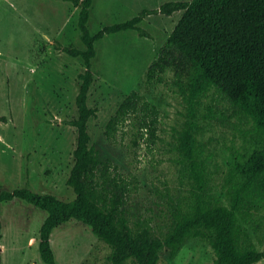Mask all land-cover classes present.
Returning <instances> with one entry per match:
<instances>
[{"label":"rangeland","instance_id":"374dc122","mask_svg":"<svg viewBox=\"0 0 264 264\" xmlns=\"http://www.w3.org/2000/svg\"><path fill=\"white\" fill-rule=\"evenodd\" d=\"M167 0H93L88 27L92 33L106 24L124 21L143 8H158ZM79 7L65 0H0V189L28 187L70 200L75 193L66 179L73 163L76 128L67 123L77 115L75 97L83 59L62 46L84 49L77 25ZM182 10L168 15L150 13L134 29L107 33L95 42L92 58L94 80L88 105L97 116L88 121L91 144L103 157L111 158L125 174L138 178L137 188L125 207L129 223L148 217L158 232L170 223L169 204L189 194L193 185L177 155L166 142L173 126L185 119L180 98L167 86L146 83L149 64L172 31ZM61 46L57 47V44ZM166 74L171 76L172 71ZM133 89L160 108L162 139L148 147L131 133L108 139L106 122ZM209 96L204 98L208 102ZM197 121L198 152L208 168V189L229 205V168L237 156H248L257 146L248 126L224 119ZM236 121V120H235ZM241 156V157H242ZM248 222L238 214L259 249L264 248V200L246 203ZM46 211L24 199L1 202L0 264H45L39 255V228ZM56 264H109V246L82 221L70 219L51 234ZM158 264H215L207 240L190 237L173 257L161 249ZM125 264H134L128 259ZM254 264H264V258Z\"/></svg>","mask_w":264,"mask_h":264},{"label":"trees","instance_id":"16d2710c","mask_svg":"<svg viewBox=\"0 0 264 264\" xmlns=\"http://www.w3.org/2000/svg\"><path fill=\"white\" fill-rule=\"evenodd\" d=\"M65 1L79 7L77 25L85 45L84 49L62 46L70 55L80 56L84 66L78 73L77 115L67 120L76 128L73 163L66 179L75 197L64 200L28 187L0 189V214L1 202L13 198L46 211L38 242L45 264H56L52 231L70 219L85 223L109 246V264H125L128 259L134 264H158L161 249L167 247L173 257L190 237L208 241L215 264H254L264 258V248L257 247L238 218L240 214L248 222V206L244 205L255 198L264 200V0H167L94 33L88 27L93 0ZM178 10H182L179 19L147 68L146 83L167 86L184 106L186 117L180 126L172 127L166 144L177 155L193 188L169 204L170 223L166 231L158 232L145 216L129 223L125 204L138 178L123 173L91 144L88 121L97 116V108L88 105V92L94 80L92 58L97 40L126 29L148 36L140 21L150 13L170 15ZM168 69L171 76L166 74ZM206 96L209 100L204 103ZM202 107L204 118L248 126L257 142L248 156L235 157L229 168V205L208 189L207 164L198 152L197 134L202 128L197 118ZM160 113L156 104L133 89L106 122L104 134L113 140L129 132L133 144L142 140L150 147L162 139ZM5 120L0 114V121Z\"/></svg>","mask_w":264,"mask_h":264},{"label":"water","instance_id":"95a60500","mask_svg":"<svg viewBox=\"0 0 264 264\" xmlns=\"http://www.w3.org/2000/svg\"><path fill=\"white\" fill-rule=\"evenodd\" d=\"M0 249H1V247H0Z\"/></svg>","mask_w":264,"mask_h":264}]
</instances>
